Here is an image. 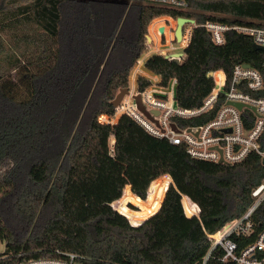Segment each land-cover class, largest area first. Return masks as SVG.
Returning a JSON list of instances; mask_svg holds the SVG:
<instances>
[{
	"label": "trees",
	"instance_id": "1",
	"mask_svg": "<svg viewBox=\"0 0 264 264\" xmlns=\"http://www.w3.org/2000/svg\"><path fill=\"white\" fill-rule=\"evenodd\" d=\"M16 2L0 0V264L57 250L79 254L83 264H200L206 232L252 203L264 176L259 155L234 165L201 160L128 114L114 124L100 117L116 112L112 100L129 85L153 19L264 26V0H188V11L145 0ZM263 60L247 35L230 31L217 45L196 27L182 62L155 54L145 66L164 84L177 77L176 101L192 109L214 86L210 71L230 77L246 63L264 78ZM138 83L140 91L150 84ZM213 114L174 120L184 127ZM184 196L199 216L186 215Z\"/></svg>",
	"mask_w": 264,
	"mask_h": 264
},
{
	"label": "built area",
	"instance_id": "2",
	"mask_svg": "<svg viewBox=\"0 0 264 264\" xmlns=\"http://www.w3.org/2000/svg\"><path fill=\"white\" fill-rule=\"evenodd\" d=\"M145 2L178 11H188L190 8L188 0ZM160 27L157 30L159 38L151 37L154 43L148 46L137 60L136 65L139 67H143L155 54L182 62L196 27L205 28L217 45L226 42L228 32L235 31L249 36L253 43L264 47L263 25L214 20L203 23L194 21L184 25L181 41L176 40L171 27V37H168L169 34L165 31L166 26H163V33L160 32ZM164 38L166 42L163 43ZM157 46L170 49L166 52L156 51ZM177 53L182 55H176ZM147 56L149 58L146 60ZM133 70L134 67L127 86L130 93L125 95L114 115H102L101 122L114 124L122 114H128L150 134L167 138L173 144H184L193 158L234 165L256 153L264 166V96L257 94L264 89V78L259 70L246 63H239L233 68L230 77L223 70L210 71L212 74L208 75L213 78L214 86L203 104L192 109L182 108L176 101L177 77L170 78L164 84L161 75L152 71L146 73L144 69H140L132 81ZM141 77L150 82L143 91H140L138 83ZM138 93L141 94L142 103L153 120L138 109L135 100ZM237 104L243 106L239 108ZM154 110L159 113H153ZM212 112L213 116L201 124L182 127L174 120L194 119L210 115ZM252 198V203L241 216L226 222L215 232H206L210 246L200 264H264V176L260 184L253 189ZM183 199L193 204V214L199 216L198 206L186 196ZM57 253L59 256L30 258L17 264H83L79 254L59 250Z\"/></svg>",
	"mask_w": 264,
	"mask_h": 264
},
{
	"label": "water",
	"instance_id": "3",
	"mask_svg": "<svg viewBox=\"0 0 264 264\" xmlns=\"http://www.w3.org/2000/svg\"><path fill=\"white\" fill-rule=\"evenodd\" d=\"M194 21H195V20L192 19V18H187V17H183V16H180V17H177V18H176V23H177V24H176V27H175L174 33H175V38H176L177 41H181V39H182V34H183V27H184V25H185L186 23H193ZM160 32H161V33L164 32V27H163V26L160 27ZM147 41H148V42L151 41V36H148V35H147ZM253 46H254L255 49H261V50L264 51V47H262V46H260V45H257V44H255V43H253ZM176 55L181 56L182 53H177ZM247 65H249V64H247ZM211 74H212V72H209V75H211ZM129 93H130V90H129L128 87L121 88V89L119 90V92L117 93L116 97L114 98V100H112V104H113L114 106H116V107L119 106V105L122 103V100H123V98L125 97V95H126V94H129ZM135 100H136V104H137L138 109H139L140 111H142L147 117H149L150 119L153 120V117L151 116L150 112H149L148 110H146L145 106H144L143 103H142V100H141V94H139V93L136 94V95H135ZM237 106H238L239 108H241L243 105H242V104H237ZM153 113L158 114L159 111H158V110H154ZM173 127H174L175 129H177L176 126L173 125ZM263 164H264V160H263ZM147 197H148V196H147ZM185 203H186V201L183 199L182 204H183V207H184V210H185L186 215H187L188 217H193L194 214H193L192 212H190V211L187 209ZM146 219H147V218H146ZM146 219H145V220H146ZM145 220H142V221L140 222V224H133L131 221H130V222H131L132 225L138 226V225H141Z\"/></svg>",
	"mask_w": 264,
	"mask_h": 264
},
{
	"label": "rangeland",
	"instance_id": "4",
	"mask_svg": "<svg viewBox=\"0 0 264 264\" xmlns=\"http://www.w3.org/2000/svg\"><path fill=\"white\" fill-rule=\"evenodd\" d=\"M24 2H25V0H17V2H16V4H24ZM160 19V20H158V22L156 23V25H158L157 27H156V25L155 26H153L154 24L152 23L154 20H156V19ZM176 20V19H175ZM175 20H174V18L172 19L171 17H169V16H161V17H157V18H155V19H153L151 22H150V24H149V26H148V36H151L152 38L154 37V38H156V39H158L159 38V34H158V32H157V30H158V28L160 27V26H166L165 27V30L167 29V32H168V37H171V34H170V32H169V27H171L172 29H173V32H174V29H175V27H176V23H175ZM154 27V28H153ZM155 35L157 36V37H155ZM9 39V38H8ZM164 42H166L165 41V38L163 39V43ZM154 43V39L153 40H151L150 42H146V44H147V48H148V46H150V45H152ZM158 47V46H157ZM156 47V48H157ZM136 65V64H135ZM134 65V69H136V67L138 66V65H136L135 66ZM134 71V70H133ZM162 177V176H161ZM151 186V185H150ZM169 186V185H168ZM150 188V187H149ZM132 191V190H131ZM133 192V191H132ZM134 193V192H133ZM148 193H149V189H148V192H147V196H148ZM123 195V194H122ZM122 197V196H121ZM146 199H147V197H146ZM146 199H144V200H146ZM119 200V199H118ZM113 207L116 209V210H118L119 212H120V210L118 209V206H117V200L115 201V202H113ZM128 206L130 207V208H132V209H135V210H138V209H140L139 208V206H136L135 204H133V203H131V202H129L128 203ZM192 206H193V204H192ZM123 214V213H122ZM125 215V214H124ZM127 216V215H126ZM128 219H129V217H128ZM130 220V219H129ZM5 249V243L4 242H0V252L1 251H3Z\"/></svg>",
	"mask_w": 264,
	"mask_h": 264
},
{
	"label": "crops",
	"instance_id": "5",
	"mask_svg": "<svg viewBox=\"0 0 264 264\" xmlns=\"http://www.w3.org/2000/svg\"><path fill=\"white\" fill-rule=\"evenodd\" d=\"M159 19V18H158ZM157 20V19H156ZM155 21V20H154ZM155 37H157L156 35H155ZM154 38V37H153ZM155 39V38H154ZM149 58V56H147L145 59L147 60ZM143 69L146 71V73H148V72H151L150 70H148L147 68H146V66L144 65L143 66ZM128 186H130V185H128ZM131 188V187H130Z\"/></svg>",
	"mask_w": 264,
	"mask_h": 264
}]
</instances>
